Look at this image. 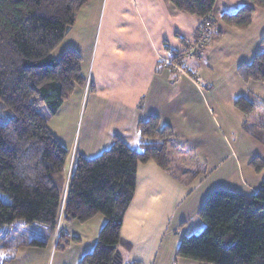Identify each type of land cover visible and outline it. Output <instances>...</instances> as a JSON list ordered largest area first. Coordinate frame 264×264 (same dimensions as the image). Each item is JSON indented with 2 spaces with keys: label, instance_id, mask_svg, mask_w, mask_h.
<instances>
[{
  "label": "crops",
  "instance_id": "0c3cea01",
  "mask_svg": "<svg viewBox=\"0 0 264 264\" xmlns=\"http://www.w3.org/2000/svg\"><path fill=\"white\" fill-rule=\"evenodd\" d=\"M249 3L216 0L209 18L220 33L211 34L194 54L190 50L203 19L171 0H90L65 34L66 49L82 57L85 78L54 115L56 128L52 118L49 122L68 150L67 185L79 155L95 158L117 137L140 150L141 120L158 116L173 130L169 168L153 161L138 167L136 194L119 246L124 264H208L176 259L182 238L205 227L200 208L216 189L251 194L264 180V171L249 164L257 156L264 159V142L246 128L264 114L247 116L235 107L243 95L264 101V82L244 81L238 72L261 50L264 9L256 10L247 28L221 20L224 13H235ZM258 122L253 126L264 134V122ZM95 220L97 230L89 236ZM105 221L97 215L83 223L88 245L74 251L73 261H81L93 249Z\"/></svg>",
  "mask_w": 264,
  "mask_h": 264
},
{
  "label": "trees",
  "instance_id": "16d2710c",
  "mask_svg": "<svg viewBox=\"0 0 264 264\" xmlns=\"http://www.w3.org/2000/svg\"><path fill=\"white\" fill-rule=\"evenodd\" d=\"M90 0H0V109L9 114L0 124V227L20 220L46 227L45 236H34L18 245L45 247L56 234L55 248L65 249L80 241L58 228L61 219L85 223L97 215L106 218L91 252L79 264H124L125 216L135 198L140 164L155 162L167 170L168 154L175 144L173 130L158 116L139 122L140 150L122 139L88 159L79 155L68 185L65 166L68 150L50 128V119L73 92L82 87V57L74 49L54 58L53 50L75 23L77 13ZM180 10L209 18L216 0H171ZM264 0H250L235 13H224L228 26L247 28ZM209 35V36H210ZM202 48V47H201ZM238 72L244 81L264 82V39L261 50ZM45 106L47 112L40 110ZM235 107L247 116L264 110L256 95L239 97ZM246 128L264 142V134L247 123ZM250 166L264 171V159L255 157ZM66 194V198H65ZM62 213V216H61ZM61 216V217H60ZM205 227L184 236L176 259L208 264H264V180L255 193L228 189L212 191L198 212ZM59 230H58V229ZM10 242L4 240L0 251ZM0 252V264L15 258Z\"/></svg>",
  "mask_w": 264,
  "mask_h": 264
},
{
  "label": "rangeland",
  "instance_id": "374dc122",
  "mask_svg": "<svg viewBox=\"0 0 264 264\" xmlns=\"http://www.w3.org/2000/svg\"><path fill=\"white\" fill-rule=\"evenodd\" d=\"M63 40L53 50L52 55L54 58L61 57L62 54L67 50L66 49L68 46L67 41L66 40L63 41ZM40 110L43 114L47 112L45 106L41 107ZM260 113L264 114V110L260 111ZM8 117H9V114L7 112H3L0 109V124L5 123L8 120ZM53 119H54V116L52 117L51 125L53 126V128H56V122H55V119L54 120ZM256 121L264 122V115H263L262 120H258V119L252 120V125H256L258 127V124H260V122L255 123ZM258 129H261V128H258ZM69 174H70V164L66 166V177L69 176ZM0 196L5 197L4 194L2 193H0ZM61 216H62V213H61ZM100 217L104 218L103 215H100ZM58 224H59L58 228H61L67 231L68 234L70 230L73 231L74 234L73 235L70 234V235L78 236L80 238V241L71 240L65 249L58 250L55 248V239H56V234H55L47 239L48 243L45 247H34L33 248L31 246L18 245L20 244V242H30L33 239V237L36 235L40 237L45 236L44 233H46V227L44 225L39 224L37 222L33 224H26L24 220H20L14 223L12 226L6 225V226L0 227V244L4 243V240H7L10 242L8 245L3 247L0 252L3 251L2 253L3 256H5V254L7 253H9V255H15V258H16L15 264L21 263L24 261L25 262L27 261L28 263H30L35 260H36L35 264H79L80 261H77V260L73 261L74 251L77 252L79 249L81 248L83 249L85 247V244H86V247L88 245V238L85 237V235L83 237V234H86L84 232L83 223L77 220L66 221L65 219H61L60 222H58ZM103 225L101 223L100 225L101 227L98 232H100ZM96 226H97V221L95 220V222L92 224V228H89V232H90L89 236L91 235L92 231L96 232L97 230ZM89 243L91 244V241ZM92 250L93 249H91V251ZM91 251H88V252H91ZM27 262L25 264H27Z\"/></svg>",
  "mask_w": 264,
  "mask_h": 264
},
{
  "label": "built area",
  "instance_id": "2783aa9c",
  "mask_svg": "<svg viewBox=\"0 0 264 264\" xmlns=\"http://www.w3.org/2000/svg\"><path fill=\"white\" fill-rule=\"evenodd\" d=\"M210 31H211V22L208 21L201 26V29L199 30V38L197 40V43L190 50L191 54L196 53L198 48H201L207 44L210 37L209 36Z\"/></svg>",
  "mask_w": 264,
  "mask_h": 264
},
{
  "label": "snow or ice",
  "instance_id": "6c2138e0",
  "mask_svg": "<svg viewBox=\"0 0 264 264\" xmlns=\"http://www.w3.org/2000/svg\"><path fill=\"white\" fill-rule=\"evenodd\" d=\"M134 143H138V141H134Z\"/></svg>",
  "mask_w": 264,
  "mask_h": 264
}]
</instances>
